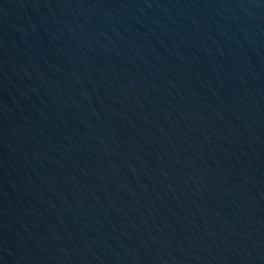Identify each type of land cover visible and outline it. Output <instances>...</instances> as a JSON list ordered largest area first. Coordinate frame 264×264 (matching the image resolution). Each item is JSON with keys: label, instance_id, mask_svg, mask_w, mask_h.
Instances as JSON below:
<instances>
[{"label": "water", "instance_id": "1", "mask_svg": "<svg viewBox=\"0 0 264 264\" xmlns=\"http://www.w3.org/2000/svg\"><path fill=\"white\" fill-rule=\"evenodd\" d=\"M0 264H264V0H0Z\"/></svg>", "mask_w": 264, "mask_h": 264}]
</instances>
